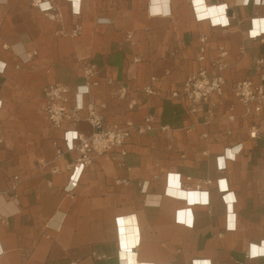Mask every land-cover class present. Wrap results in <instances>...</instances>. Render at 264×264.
Here are the masks:
<instances>
[{
    "label": "crops",
    "instance_id": "0c3cea01",
    "mask_svg": "<svg viewBox=\"0 0 264 264\" xmlns=\"http://www.w3.org/2000/svg\"><path fill=\"white\" fill-rule=\"evenodd\" d=\"M55 1L66 30L82 24L80 36L56 35L60 24L34 0H0V264H264V109L248 113L233 93L239 80L260 82L253 58L264 59V0H160L158 12L153 0ZM199 6H222L225 20L200 16ZM205 35L210 67L219 46L229 50L211 123L171 96L196 70ZM85 62L101 79L87 94ZM108 77L130 87L137 111L113 96ZM57 82L80 87L78 103L101 104L107 123L156 119L155 129L132 132L125 157H98L73 194L64 188L76 152L65 132L92 128L47 120L43 89ZM150 83L157 94L142 92ZM172 189L192 190L195 200ZM128 214L139 223L132 263L121 255L118 227Z\"/></svg>",
    "mask_w": 264,
    "mask_h": 264
},
{
    "label": "built area",
    "instance_id": "2783aa9c",
    "mask_svg": "<svg viewBox=\"0 0 264 264\" xmlns=\"http://www.w3.org/2000/svg\"><path fill=\"white\" fill-rule=\"evenodd\" d=\"M34 4L50 19L60 24L56 35L78 37L82 34L81 23H76L71 30L65 29L61 8L55 0H34ZM125 38L132 46H136L138 43L133 32H127ZM208 41V36L201 37V45L196 57V70L187 75L182 88L173 91L171 96L186 101L189 111L202 114L205 122L211 123L215 119L216 110L225 95L226 81L223 72L228 67L229 50L224 45L219 46L218 53L211 60L212 66L210 67L207 56ZM134 61H141V57L136 56ZM253 68L258 72L260 82H255L250 78L239 80L233 88V93L245 105L248 113H259L264 109V59L256 55L253 58ZM83 73L87 87L85 94H87L90 91L89 86L99 85L101 79L98 77V69L93 63L85 62ZM106 83L113 86L114 97L128 101L126 108L130 112L139 109L140 102L136 97L130 95L131 89L126 83L111 77L106 78ZM142 92L146 95L158 93L153 83L145 85ZM80 93V87L72 90L62 83H49L43 89V99L40 105L47 120L58 128L64 127L66 124L77 125L82 121H86L92 128L90 133L79 130L65 132L67 150L76 152L74 160L68 165L69 178L64 188L69 194L74 193L83 173L98 157L113 154L125 157L127 155L126 145L134 130L145 133L156 128V119L152 114L145 115L140 121L130 118L120 122L107 123L102 114V105L93 101L86 104L78 103L77 96ZM230 110L229 121L232 122L235 119L234 108L231 107ZM82 112L85 113L82 114ZM69 133L72 134L71 138L68 137ZM251 135L255 137L256 131ZM3 142L4 138L0 131V146ZM62 153L63 151L59 148L58 156ZM59 171V167H52L53 173H59ZM206 182L211 183L212 181L207 180ZM201 188V183L196 184V190Z\"/></svg>",
    "mask_w": 264,
    "mask_h": 264
},
{
    "label": "bare ground",
    "instance_id": "6f19581e",
    "mask_svg": "<svg viewBox=\"0 0 264 264\" xmlns=\"http://www.w3.org/2000/svg\"><path fill=\"white\" fill-rule=\"evenodd\" d=\"M160 0H153L152 3V11L158 12L161 10V6H159ZM199 15L205 16L210 15L214 19L215 22L224 21L225 17L222 16V6H216L211 8L208 11L203 9V6H199ZM203 9V11H202ZM171 192L176 193L177 195L186 196L190 202L195 200L194 191L192 190H171ZM185 217L184 213H180V219ZM118 227L120 233V243L122 247L121 255L125 258L124 262L128 263L129 261L134 262V256L132 253V247H134L139 240V223L135 214H128L119 217L118 219Z\"/></svg>",
    "mask_w": 264,
    "mask_h": 264
},
{
    "label": "rangeland",
    "instance_id": "374dc122",
    "mask_svg": "<svg viewBox=\"0 0 264 264\" xmlns=\"http://www.w3.org/2000/svg\"><path fill=\"white\" fill-rule=\"evenodd\" d=\"M101 7H117L128 0H97Z\"/></svg>",
    "mask_w": 264,
    "mask_h": 264
}]
</instances>
